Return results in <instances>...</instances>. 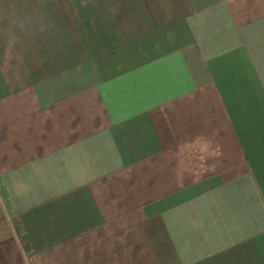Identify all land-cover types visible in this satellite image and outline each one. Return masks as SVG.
<instances>
[{"label":"crops","instance_id":"crops-1","mask_svg":"<svg viewBox=\"0 0 264 264\" xmlns=\"http://www.w3.org/2000/svg\"><path fill=\"white\" fill-rule=\"evenodd\" d=\"M135 1L0 22V264H264V0Z\"/></svg>","mask_w":264,"mask_h":264},{"label":"rangeland","instance_id":"rangeland-1","mask_svg":"<svg viewBox=\"0 0 264 264\" xmlns=\"http://www.w3.org/2000/svg\"><path fill=\"white\" fill-rule=\"evenodd\" d=\"M135 3V0H0V22H35L34 30H41V22L48 23L51 35L67 31V39L68 33H75V45L78 46L80 37V56L84 57L93 53V22H104L98 25V36L100 33L107 39L100 41L99 47L116 43L139 29H132L127 22H138L139 13L148 15V11L140 10ZM57 45L56 40H51V49Z\"/></svg>","mask_w":264,"mask_h":264}]
</instances>
